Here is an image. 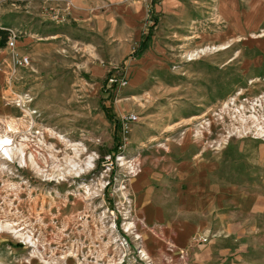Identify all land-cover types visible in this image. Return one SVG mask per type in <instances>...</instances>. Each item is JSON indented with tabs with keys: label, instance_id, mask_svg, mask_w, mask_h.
Segmentation results:
<instances>
[{
	"label": "rangeland",
	"instance_id": "1",
	"mask_svg": "<svg viewBox=\"0 0 264 264\" xmlns=\"http://www.w3.org/2000/svg\"><path fill=\"white\" fill-rule=\"evenodd\" d=\"M148 9L141 55L69 41L64 67L46 71L68 96L38 95L28 114L13 95L19 125L0 119L14 137L12 159L0 156V264H242L211 224L233 190L264 198V0ZM52 13L49 0H0L18 42L52 31Z\"/></svg>",
	"mask_w": 264,
	"mask_h": 264
},
{
	"label": "crops",
	"instance_id": "2",
	"mask_svg": "<svg viewBox=\"0 0 264 264\" xmlns=\"http://www.w3.org/2000/svg\"><path fill=\"white\" fill-rule=\"evenodd\" d=\"M49 4L54 18L58 16L53 30L41 35L30 32L18 42L19 51L29 55L32 60V70L19 69L21 81L10 82L11 61L7 59L8 56L4 58L6 47H0V119L14 127L19 125V121L12 113L14 106L9 105V102L14 97L13 88L19 92L18 85L22 87L23 83L24 90L29 88L27 96H30L24 98L25 108L29 104L30 114L37 113L36 107H42V100H37L34 103L36 107L30 108L38 95L44 98L60 94L68 96V90L62 89L61 93L56 90L52 83L54 79H49L50 73L46 72L64 67V58L68 56L64 44L71 41L82 50H118L120 59L123 51L140 44L147 18L150 12H154L148 9V0H49ZM82 54L85 55V52ZM71 71L69 68L64 72L72 76ZM94 71L100 73L101 69L96 67ZM68 81L72 83V78H68ZM43 82L48 84L44 85ZM232 192L234 202L228 203L223 210H219L217 204L214 220L212 217L214 223L211 226H214L217 241L221 239L232 247V244L239 246L237 251L242 256V264H264V259L260 258L264 254V219L261 218L264 214V198L239 189ZM253 249L258 254L255 260L248 259L243 253Z\"/></svg>",
	"mask_w": 264,
	"mask_h": 264
},
{
	"label": "built area",
	"instance_id": "3",
	"mask_svg": "<svg viewBox=\"0 0 264 264\" xmlns=\"http://www.w3.org/2000/svg\"><path fill=\"white\" fill-rule=\"evenodd\" d=\"M58 18V16H56ZM9 31L8 39L6 42L7 48L10 50V58L12 69H11V76H10V82L13 83L16 81V79H20L21 77H16L19 73L20 68H28L32 70V63L30 60L29 55L22 54L18 49V39H19V33L17 30H15L12 27H6ZM111 81H115L114 78L110 79ZM13 94L15 95V103L18 106H21L24 108L26 106V99L24 98V94L17 92L14 88L12 90ZM137 119V115L134 113H129L124 116L122 119V129L124 133L129 132L130 130V122Z\"/></svg>",
	"mask_w": 264,
	"mask_h": 264
},
{
	"label": "bare ground",
	"instance_id": "4",
	"mask_svg": "<svg viewBox=\"0 0 264 264\" xmlns=\"http://www.w3.org/2000/svg\"><path fill=\"white\" fill-rule=\"evenodd\" d=\"M28 114H30V111L27 110ZM14 145V137L13 134H9L8 131H4L3 133L0 134V156L11 160L12 159V146ZM16 146V144H15ZM22 152V149H21ZM15 154V151H14ZM22 157V161L23 160V156ZM13 231L15 233L18 232V230L13 229ZM28 239H30V237L28 236Z\"/></svg>",
	"mask_w": 264,
	"mask_h": 264
},
{
	"label": "trees",
	"instance_id": "5",
	"mask_svg": "<svg viewBox=\"0 0 264 264\" xmlns=\"http://www.w3.org/2000/svg\"><path fill=\"white\" fill-rule=\"evenodd\" d=\"M8 35H9L8 29H6V27H1L0 26V47H4L6 45V42H7V39H8ZM150 39H151V37H150V34H149V35L145 36L141 40V42H140V44H139V46H138V48L136 50L138 52L141 49V52L138 53L139 55H141L143 50L148 49ZM106 109H107L106 111L108 113L109 109L108 108H106ZM108 118L111 121H115L114 120V116L112 114H110V113H108Z\"/></svg>",
	"mask_w": 264,
	"mask_h": 264
}]
</instances>
